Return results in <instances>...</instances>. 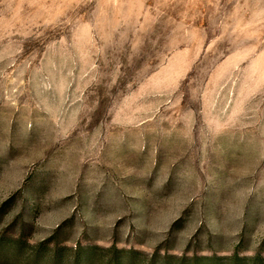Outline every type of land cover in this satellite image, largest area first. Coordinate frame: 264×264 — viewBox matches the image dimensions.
<instances>
[{
  "label": "rangeland",
  "instance_id": "374dc122",
  "mask_svg": "<svg viewBox=\"0 0 264 264\" xmlns=\"http://www.w3.org/2000/svg\"><path fill=\"white\" fill-rule=\"evenodd\" d=\"M56 247L264 264V0H0V264Z\"/></svg>",
  "mask_w": 264,
  "mask_h": 264
},
{
  "label": "trees",
  "instance_id": "16d2710c",
  "mask_svg": "<svg viewBox=\"0 0 264 264\" xmlns=\"http://www.w3.org/2000/svg\"><path fill=\"white\" fill-rule=\"evenodd\" d=\"M51 239V238H50ZM95 249L96 247H88V248H78L76 249V254L74 257V261L77 262L78 264H92L94 256H95ZM64 250L63 247H56L54 248V250L52 251V253L47 254L45 256V263L47 264H54V262L57 259V256L59 257L61 255V252ZM110 250V249H109ZM121 253H128V257L123 258V260H125V263L130 264L132 262V260L134 259L133 255H137L136 251H130V250H124V249H114V254L112 257V262L114 264H122V261L119 260L120 259V254ZM61 257V256H60ZM125 257V256H124ZM64 261L67 264H71V262H73V257H69V256H64ZM224 258L219 259V258H215L213 256H203L201 259L198 260V262L196 264H218V262L223 261ZM238 256L237 254H233L232 256H230L229 258H225L224 260H228L230 262L234 261V260H238ZM247 260L248 258H243V260ZM119 260V262H118ZM74 264V263H73Z\"/></svg>",
  "mask_w": 264,
  "mask_h": 264
}]
</instances>
